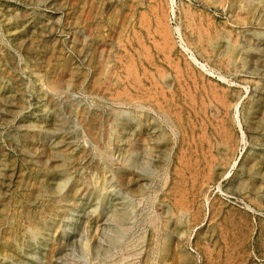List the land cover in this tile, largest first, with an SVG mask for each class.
<instances>
[{"label": "rangeland", "instance_id": "374dc122", "mask_svg": "<svg viewBox=\"0 0 264 264\" xmlns=\"http://www.w3.org/2000/svg\"><path fill=\"white\" fill-rule=\"evenodd\" d=\"M247 2L0 0V264H264Z\"/></svg>", "mask_w": 264, "mask_h": 264}, {"label": "bare ground", "instance_id": "6f19581e", "mask_svg": "<svg viewBox=\"0 0 264 264\" xmlns=\"http://www.w3.org/2000/svg\"><path fill=\"white\" fill-rule=\"evenodd\" d=\"M99 1V0H98ZM254 1V0H253ZM253 1H251V0H248V2H247V8H246V14H248V15H254V16H256L254 13L255 12H257V10L259 9V6L258 5H255L254 3H253ZM262 1V0H261ZM101 2V1H100ZM236 2V0H232V3L234 4ZM243 3V2H242ZM245 4V3H244ZM260 4V3H259ZM244 6V5H243ZM240 7V6H239ZM243 8V7H242ZM231 11V10H230ZM237 11V10H236ZM239 12V11H238ZM245 14V15H246ZM243 16V15H242ZM253 16V17H254ZM263 18V17H262ZM251 19V18H250ZM241 20V19H240ZM247 20V19H246ZM261 21V20H260ZM263 21V20H262ZM263 24V23H262ZM121 26V25H120ZM128 27V26H127ZM193 28V27H192ZM217 30V29H216ZM206 32V31H205ZM258 34V33H257ZM256 34V35H257ZM225 36V35H224ZM257 36H259V35H257ZM262 36H263V34H262ZM225 39H227V37L225 38ZM234 40V39H233ZM200 41V40H199ZM231 41V40H230ZM234 44H235V42H233ZM214 46V45H213ZM256 50V49H255ZM222 53V52H221ZM220 53V54H221ZM226 53V52H225ZM241 53V52H240ZM235 55H238V52H237V48H232L231 49V52H230V57H233V56H235ZM93 56V55H92ZM221 56H223L222 54H221ZM260 56V55H259ZM224 57H225V55H224ZM262 57V56H261ZM229 58V57H228ZM235 59V58H234ZM237 59V58H236ZM229 61H231V60H229ZM98 64V63H97ZM187 72H188V70H186ZM161 74V73H160ZM166 76H168V75H166ZM192 76V75H191ZM81 82V81H80ZM101 82V81H100ZM105 82V81H104ZM74 83V82H73ZM194 83V82H193ZM107 85V84H106ZM167 85V84H166ZM97 87H98V85H97ZM94 88V87H93ZM96 89V88H95ZM100 89V88H99ZM215 96V95H214ZM178 100V99H177ZM210 100V99H209ZM191 102V101H190ZM211 103V102H210ZM191 105V104H190ZM193 105V104H192ZM196 105V104H195ZM191 107V106H190ZM156 112V111H155ZM194 112V111H193ZM197 113V112H196ZM101 114V113H100ZM100 114L99 115H97V116H100ZM213 114V113H212ZM81 115V114H80ZM168 116V115H167ZM167 116H166V118H167ZM195 116H197V114H195ZM148 118V117H147ZM160 119V118H159ZM168 119V118H167ZM101 120H102V118H101ZM161 120V119H160ZM170 120V119H169ZM162 122V121H161ZM151 123V122H150ZM163 123V122H162ZM196 124V123H195ZM161 127H163V126H161ZM93 130V129H92ZM91 131V130H90ZM171 131V130H170ZM93 132V131H92ZM168 132V131H167ZM95 136V135H94ZM98 136V135H97ZM94 138H96V137H94ZM149 138V137H148ZM152 138V137H151ZM98 139V138H97ZM97 141V140H96ZM136 141H138V140H136ZM223 147V146H222ZM224 148V147H223ZM226 148V147H225ZM129 149V148H128ZM66 150V149H65ZM67 151V150H66ZM220 151V150H219ZM157 153V152H156ZM107 154V153H106ZM143 154V153H142ZM225 154V153H224ZM70 156V155H69ZM110 156V155H109ZM107 157V156H106ZM108 158V157H107ZM71 159V158H70ZM105 161V160H104ZM163 161V160H162ZM121 162V161H120ZM201 163H202V161H200ZM218 162V161H217ZM161 164V163H160ZM213 164V163H212ZM219 165V164H218ZM119 166V165H118ZM142 168V167H141ZM116 169V168H115ZM120 169V168H119ZM126 169V168H125ZM124 169V170H125ZM127 170V169H126ZM138 170V169H137ZM1 171V170H0ZM141 171V170H140ZM143 171H144V169H143ZM222 171V170H221ZM2 172V171H1ZM139 172V171H138ZM149 173V172H148ZM221 173V172H220ZM135 174V173H134ZM223 176V175H222ZM199 177V176H198ZM219 177V176H218ZM196 179V178H195ZM214 179V178H213ZM212 179V180H213ZM221 179V178H220ZM248 181V180H247ZM200 183V182H199ZM220 183V182H219ZM245 188V187H244ZM262 190V189H261ZM179 198V197H178ZM160 200H162V199H160ZM28 212V211H27ZM159 212V211H158ZM160 213V212H159ZM163 216V215H162ZM4 217V216H3ZM157 218V217H156ZM158 223V222H157ZM15 226V225H14ZM17 226V225H16ZM16 228V227H15ZM159 234V233H158ZM156 236V235H155ZM155 238V237H154ZM157 264V263H156Z\"/></svg>", "mask_w": 264, "mask_h": 264}]
</instances>
